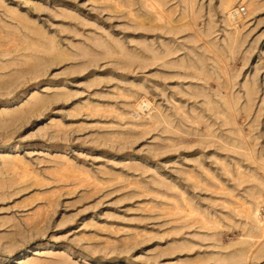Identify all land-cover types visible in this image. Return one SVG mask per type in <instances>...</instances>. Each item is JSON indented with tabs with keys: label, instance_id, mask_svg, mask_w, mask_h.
<instances>
[{
	"label": "rangeland",
	"instance_id": "obj_1",
	"mask_svg": "<svg viewBox=\"0 0 264 264\" xmlns=\"http://www.w3.org/2000/svg\"><path fill=\"white\" fill-rule=\"evenodd\" d=\"M231 1L0 0V264H264V0Z\"/></svg>",
	"mask_w": 264,
	"mask_h": 264
},
{
	"label": "bare ground",
	"instance_id": "obj_2",
	"mask_svg": "<svg viewBox=\"0 0 264 264\" xmlns=\"http://www.w3.org/2000/svg\"><path fill=\"white\" fill-rule=\"evenodd\" d=\"M228 2H227V4H226V2H225V4H226V9H227V12H228V16H229V18L230 19H232V18H234L235 17V14H234V12H239L240 10H239V8H235V9H231L233 6H232V1L231 0H227ZM225 6V5H224ZM227 16V17H228ZM141 103L142 104H146L147 105V101L146 100H142L141 101ZM142 104L140 105V103H139V105H140V107H142ZM256 210V211H255ZM254 210V212H255V214L256 215H259L257 212H258V208H256ZM264 216V215H263ZM257 218V217H256ZM263 224V223H262ZM264 226V225H263Z\"/></svg>",
	"mask_w": 264,
	"mask_h": 264
}]
</instances>
